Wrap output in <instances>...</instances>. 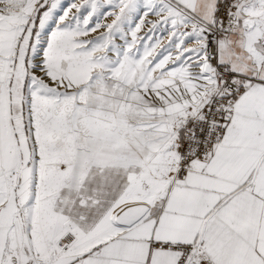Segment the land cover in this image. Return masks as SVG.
I'll return each mask as SVG.
<instances>
[{"label": "snow or ice", "instance_id": "snow-or-ice-1", "mask_svg": "<svg viewBox=\"0 0 264 264\" xmlns=\"http://www.w3.org/2000/svg\"><path fill=\"white\" fill-rule=\"evenodd\" d=\"M0 264H264V0H0Z\"/></svg>", "mask_w": 264, "mask_h": 264}]
</instances>
